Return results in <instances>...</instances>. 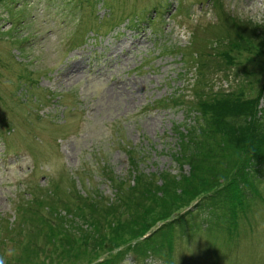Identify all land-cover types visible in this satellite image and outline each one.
<instances>
[{
  "label": "rangeland",
  "instance_id": "rangeland-1",
  "mask_svg": "<svg viewBox=\"0 0 264 264\" xmlns=\"http://www.w3.org/2000/svg\"><path fill=\"white\" fill-rule=\"evenodd\" d=\"M260 14L264 0H0V222L12 227L11 239L0 243V264H16L17 206L37 187L45 186L41 199L49 209L24 208V215L47 221L29 229L40 237L46 224L75 229L77 214L63 223L75 196L88 201L102 193L114 200L119 185L137 210L139 198L133 195H141L146 177L166 198L140 213L123 202L128 226L159 214L162 203L170 206L173 184H163L168 176L200 190L237 175L235 166L248 158L235 145L237 135L226 134L227 121L213 123L212 112L202 118L199 112H206L202 103L220 106L217 100L226 91H235L241 101L257 94V80L264 77L258 60L264 58L242 36L264 43V25L248 19ZM181 28L190 42L174 34ZM225 50L231 62L222 56ZM51 78L59 83L51 84ZM194 115L198 124L191 122ZM240 118L232 127L245 134ZM260 120L264 123V115ZM262 133L257 127L256 134ZM252 156L264 164V138ZM261 171L256 192L237 187L247 198L232 228L226 213L217 216V207L192 208L198 197L186 207L192 209L165 231L173 244L171 264H264ZM37 212L41 219L33 217ZM96 213L90 204L85 219L94 222L88 218ZM221 222L228 224L225 229L216 226ZM82 227L89 223L84 220ZM5 234L0 228V238ZM118 264L138 263L130 255ZM142 264L163 263L153 258Z\"/></svg>",
  "mask_w": 264,
  "mask_h": 264
},
{
  "label": "trees",
  "instance_id": "trees-1",
  "mask_svg": "<svg viewBox=\"0 0 264 264\" xmlns=\"http://www.w3.org/2000/svg\"><path fill=\"white\" fill-rule=\"evenodd\" d=\"M242 37H244L245 41H251L257 44L256 51L261 53L264 58V43H258L253 39L250 40L246 36ZM222 56L226 61L231 62L232 55L228 50L223 51ZM258 61L264 66V59ZM257 81V94L249 95L252 97L248 100L249 102L241 101L238 96L234 95L236 93L235 91H226V93H223V96L226 97H221L217 100L220 106L215 107L214 102L202 103L201 107L206 112H199L201 118L206 113H209V117L210 112H212L214 116L213 123L219 120V118H222L225 123L227 121L226 126L228 128H225L226 134L229 132L227 134L229 138L234 136L231 131L237 135L238 138L234 140L235 145L240 148L241 152L248 154L247 159L240 161L235 166L233 171L237 172V175L233 174L229 179L227 178L228 180L217 186L210 184L206 188H200V190H193L198 187H182L178 184L181 178L175 179L168 176L166 183L163 184L165 186L173 184L174 193L169 196L170 206L166 208L162 203L159 214H146L139 222H128V226H124L123 223L126 214V212L121 211V209H125L123 202L131 205V211H139L140 213V210L141 212L147 210L154 201L160 202L166 198L161 188L163 184H159L162 191L157 190L154 184L150 187V182L144 177L143 189L141 190V184L138 182L139 190L135 192L139 193L141 190V195H133L139 198L135 201L137 210H133L134 205L130 202L131 197L119 185L113 189L115 195L114 200H111V197H107L102 193H99L101 197L94 200L88 196V201H85L84 197L80 199V197L75 196L72 199V203L68 207H65L66 214L63 217V223L65 221L71 222L74 214H77V223L76 221L73 223V228L75 229L65 231L64 229L61 230L59 226H49L46 224V229L40 233V237L36 236L29 229H39V223L44 224L47 221L44 219L34 221L31 216H25L24 212L25 209H31L34 206L43 212L47 211L49 209V203L43 205L44 201L41 199V193L45 186L39 192L30 191L29 196L25 198L24 202L19 203L17 206V210L20 212V218L17 227H13V235L21 234L17 238V242L20 241L21 243V253L18 257H15V263L48 264L50 261L52 263L53 259L57 257L56 264L60 262L58 260L61 258L63 259V263L64 261L66 262L65 264H75L78 261L83 262L82 264H118L128 255H132L137 263H142L144 257L150 256L157 258L163 264H171L173 262V244L170 237L165 234V231L173 226L185 212L199 205H204L207 209L211 206L217 207L220 212L217 216L221 217L222 214L226 213L229 216L228 224L231 228L234 227L236 213L246 204L247 198L246 194H241L240 189L237 187L241 186L246 191L256 192L255 188L262 179L261 170L264 168V164L259 166L261 162L257 163L252 156V153L260 144L261 139L264 138V133H262L261 137L256 134L257 127L264 132V123L260 120V116L264 115V106H259V101L264 96V77L259 78ZM169 99H171L172 103H179L173 96ZM219 100L224 101L220 103ZM252 100L253 102L249 104ZM163 101L164 99L159 100V102ZM239 115H241L240 121L243 123L241 129L245 134L237 133V125L232 127V121ZM198 120V115H194L191 122L198 124ZM214 125L219 128L223 127V124L220 122ZM187 126L186 124L183 125L184 133L190 131ZM71 189L66 190L70 191ZM198 192L201 193L199 196H197ZM192 196L195 197L192 198ZM197 197L198 199L194 201L192 208H186ZM101 199H104V202L99 204ZM50 202L53 203L52 200ZM55 202L60 206L63 204L61 197H58ZM90 204L91 209L97 212L95 216L88 218L95 220L92 223L85 219V209ZM171 206L174 207L171 208ZM67 214H71V217L68 218ZM41 215L40 212H37L33 217L41 219ZM84 220L89 223L88 228L82 227ZM99 220L101 222H98ZM227 225H224L222 222L216 224L217 227L222 229H225ZM0 228H3L6 233L5 236L0 238V243L5 244L12 237V227L10 225L3 227L0 222ZM146 232L149 233L142 236ZM162 242H164V248L160 250ZM2 250L3 248L0 247V256ZM79 256H84L87 260H76L75 258Z\"/></svg>",
  "mask_w": 264,
  "mask_h": 264
},
{
  "label": "clouds",
  "instance_id": "clouds-1",
  "mask_svg": "<svg viewBox=\"0 0 264 264\" xmlns=\"http://www.w3.org/2000/svg\"><path fill=\"white\" fill-rule=\"evenodd\" d=\"M244 17L242 16L241 19ZM248 19L252 20L253 24L259 26L264 25V14H260L257 17L249 16ZM187 30L184 28L180 29V33H174L178 36V39L182 42H190V36L186 34Z\"/></svg>",
  "mask_w": 264,
  "mask_h": 264
},
{
  "label": "bare ground",
  "instance_id": "bare-ground-1",
  "mask_svg": "<svg viewBox=\"0 0 264 264\" xmlns=\"http://www.w3.org/2000/svg\"><path fill=\"white\" fill-rule=\"evenodd\" d=\"M58 83H59V81L57 78H54L51 80V84H58Z\"/></svg>",
  "mask_w": 264,
  "mask_h": 264
}]
</instances>
